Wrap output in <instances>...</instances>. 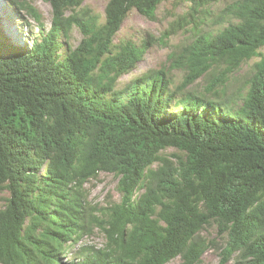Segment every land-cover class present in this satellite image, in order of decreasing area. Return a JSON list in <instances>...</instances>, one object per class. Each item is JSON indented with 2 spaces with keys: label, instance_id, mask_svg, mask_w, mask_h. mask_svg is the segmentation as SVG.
Instances as JSON below:
<instances>
[{
  "label": "trees",
  "instance_id": "obj_1",
  "mask_svg": "<svg viewBox=\"0 0 264 264\" xmlns=\"http://www.w3.org/2000/svg\"><path fill=\"white\" fill-rule=\"evenodd\" d=\"M11 1L40 36L26 49L0 30V264H61L95 229L104 246L80 248L70 264H201L213 247L220 264H264V0L226 5V27L198 29L168 65L122 88L151 46L197 29L196 15L218 0H109L103 22L84 0H43L47 33L37 9ZM169 1L191 12L152 41L116 43L131 12L157 21ZM173 71L184 73L179 85ZM101 173L118 180L120 200L106 207L86 188ZM214 225L221 248L202 235Z\"/></svg>",
  "mask_w": 264,
  "mask_h": 264
},
{
  "label": "rangeland",
  "instance_id": "obj_2",
  "mask_svg": "<svg viewBox=\"0 0 264 264\" xmlns=\"http://www.w3.org/2000/svg\"><path fill=\"white\" fill-rule=\"evenodd\" d=\"M29 5H32L41 15L44 32H48L51 26L53 11L51 6L43 0H26ZM109 0H84L83 6L88 8L92 14L100 16L101 22L104 21V10ZM235 0H218L212 2L208 7L203 8V13H199V27L196 29L193 25H186L179 33L173 35L167 45L157 44L151 46L146 52L143 60L139 63L138 68L131 74L124 76L119 81V88L124 87L133 78L141 75L150 69H160L162 66L168 65V55L177 46L191 43L196 39L198 29H203L206 32L216 33L219 29L226 27L228 24H219L220 11L228 4ZM11 0H0V30L4 37L13 45L30 49L33 45V40L40 36V27L37 21L25 10L18 8ZM189 3L182 2H165L157 11V21H150L145 17L139 15L136 11L131 12L129 17L124 22L121 31L117 35L116 43L121 40L131 39L137 44L144 40L152 41L159 38L162 33L167 30L173 22L178 21L181 16H188ZM208 14V15H207ZM189 19V17H188ZM228 21V20H227ZM16 34V37L15 35ZM8 35L10 36L8 38ZM83 35L81 31L74 27L68 42L62 38L63 42L71 45L73 48L77 47L81 42ZM66 47V46H65ZM264 54V49L261 50ZM259 58L252 60L250 63L243 65L242 69L237 73L232 81L230 91L241 87L250 74L252 64L258 61ZM173 79L176 85H179L184 73L181 71H173ZM205 86L202 80H199L193 87L196 91H203ZM175 149H168L164 154L172 157L176 153ZM118 180L111 174L101 173L96 180H92L86 184V188L90 190V202L98 204L100 207H106L109 202H118L120 194L117 191ZM4 195H0V208L4 205ZM202 235L208 241H214L216 247L225 246L226 238H220L218 235L217 226H211L203 230ZM105 244L104 235L95 229L91 235H86L73 249V253L62 254L60 257L61 264H70L74 258V253L80 248H102ZM220 250L213 247L202 258L201 264H220L221 256ZM77 254H79L77 252ZM180 261H175L172 264H179Z\"/></svg>",
  "mask_w": 264,
  "mask_h": 264
},
{
  "label": "bare ground",
  "instance_id": "obj_3",
  "mask_svg": "<svg viewBox=\"0 0 264 264\" xmlns=\"http://www.w3.org/2000/svg\"><path fill=\"white\" fill-rule=\"evenodd\" d=\"M15 35V37H16V34H14ZM10 36L8 35V38H9Z\"/></svg>",
  "mask_w": 264,
  "mask_h": 264
}]
</instances>
